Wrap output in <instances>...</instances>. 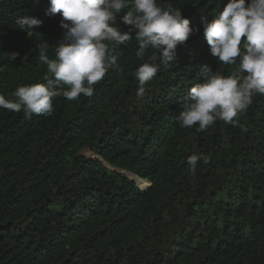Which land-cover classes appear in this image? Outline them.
I'll list each match as a JSON object with an SVG mask.
<instances>
[{
  "label": "trees",
  "instance_id": "1",
  "mask_svg": "<svg viewBox=\"0 0 264 264\" xmlns=\"http://www.w3.org/2000/svg\"><path fill=\"white\" fill-rule=\"evenodd\" d=\"M168 2L199 31L144 85L143 98L133 73L155 50L138 57L132 32L122 45L105 41L118 67L91 97H55L49 116L0 108V264H264V95L235 118L242 127L221 120L203 132L181 127L176 117L203 82L201 66L228 76L239 57L219 62L202 26L228 0H158ZM49 7V0H0L6 99L51 76L36 45L47 40L55 59L65 30L59 13L46 15ZM130 7L111 26L128 31L120 16ZM22 16L42 24L25 32L16 23ZM11 52L19 53L15 61ZM193 153L208 157L194 173Z\"/></svg>",
  "mask_w": 264,
  "mask_h": 264
},
{
  "label": "clouds",
  "instance_id": "2",
  "mask_svg": "<svg viewBox=\"0 0 264 264\" xmlns=\"http://www.w3.org/2000/svg\"><path fill=\"white\" fill-rule=\"evenodd\" d=\"M49 4L46 15L59 13L60 27L65 30L63 38L56 43L55 59L47 54V40L36 45L39 61L47 65L51 76L45 75L46 84L17 87L12 93L15 100L0 94V108L23 110L28 118L33 114L51 115L55 97L62 95L70 101L81 95L91 97L93 85L104 78L109 68L118 67L115 49H110L105 41L122 45L131 39L132 32L140 45L138 57L149 47L155 50L150 62L140 65L133 73L139 82L137 96L143 98L144 85L160 71L161 65L167 67L174 59L178 45L199 31L170 2L166 7L158 0H49ZM129 7L120 16V22L130 27L121 32L111 25L116 22L117 14ZM16 23L27 32L40 27L42 21L22 16ZM202 26L211 55L228 65L236 63L239 57V66L231 75L223 76L209 65H202L203 82L190 88L184 110L176 119L184 128L198 125L197 132L205 131L216 120L242 127L235 118L247 110L253 95H264V0H228L219 14L211 21H204ZM242 37L245 38L243 51ZM18 55L8 53V59L15 61ZM157 60L159 63H155ZM6 67L0 64V72ZM200 160L207 163L208 157L200 153L188 156L189 170L194 173Z\"/></svg>",
  "mask_w": 264,
  "mask_h": 264
}]
</instances>
